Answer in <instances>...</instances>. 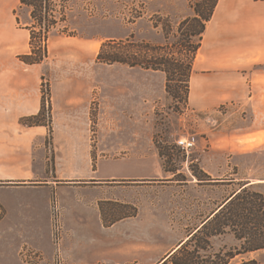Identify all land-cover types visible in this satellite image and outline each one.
<instances>
[{"label":"rangeland","instance_id":"374dc122","mask_svg":"<svg viewBox=\"0 0 264 264\" xmlns=\"http://www.w3.org/2000/svg\"><path fill=\"white\" fill-rule=\"evenodd\" d=\"M62 1L69 5L66 21L52 27L47 57L39 63L47 80L44 89H49L51 100L50 80L54 77L84 76L98 83L90 107V136L94 159L99 155L104 161L99 163L103 171L99 178L61 180L66 185L86 187L90 197L98 194V224H52V242L59 245L61 241L70 250L74 244H99L97 250H71L61 264H162L190 231L244 183L239 178L264 174V141L258 135L244 138L243 116L229 112L228 106L198 109L195 90H189L187 107L178 111L177 101L165 90L163 72L95 61L100 43L108 39L105 37L131 35L137 41L162 43L164 35L160 26H154L155 19L167 16L175 23L191 12L189 0ZM15 4L18 26H27L29 8H18V0ZM169 40H173L172 35ZM191 136L194 146L185 151L177 141ZM134 141L146 162V175L138 179L125 174L128 147ZM243 143L256 147L246 150ZM233 152L240 155L242 166L232 163ZM53 163L52 159V174ZM203 173L210 179L196 177ZM77 191L70 195L64 191V200L73 198ZM210 242L212 250L238 244L232 233L212 236ZM86 257L95 260L84 262ZM44 258V264H58V257L52 261ZM247 258L264 264V249L236 255L229 264Z\"/></svg>","mask_w":264,"mask_h":264},{"label":"crops","instance_id":"0c3cea01","mask_svg":"<svg viewBox=\"0 0 264 264\" xmlns=\"http://www.w3.org/2000/svg\"><path fill=\"white\" fill-rule=\"evenodd\" d=\"M15 1L0 0V264H25L20 257L24 246L38 249L48 261L64 259L71 250H97V241L74 244L71 250L61 241L54 244L52 224H98V194L90 197L86 187L61 180L99 178L100 173L103 176L99 163L104 161L99 155L95 160L92 154L90 107L98 91L93 78L58 76L50 80L51 134L48 126L20 123V118L40 111L43 78L42 64L19 59L29 52L30 34L25 26H18ZM191 14L192 8L182 18ZM190 89L199 94L198 109L228 106L229 112L243 116L244 138L258 135L264 141V0L218 1L193 61ZM136 142L128 147L125 173L134 179L146 175V162L141 148L135 149ZM242 147L247 150L256 145L243 143ZM239 156L233 152L230 158L242 166ZM261 174L239 180L264 194ZM72 190L78 191L64 200V191L70 195ZM83 259L87 263L95 260Z\"/></svg>","mask_w":264,"mask_h":264},{"label":"trees","instance_id":"16d2710c","mask_svg":"<svg viewBox=\"0 0 264 264\" xmlns=\"http://www.w3.org/2000/svg\"><path fill=\"white\" fill-rule=\"evenodd\" d=\"M189 1L191 15L175 23L167 16L155 19L154 26H160L164 35L162 43L137 41L131 35L123 39L108 38L100 43L95 61L163 72L166 92L177 101L176 109L183 110L188 103L193 61L219 0ZM22 6L29 8L31 20L25 27L30 39L29 52L19 55V59L26 64H39L47 57L49 33L56 22L50 13L53 0H20L18 8ZM16 20L19 23L17 16ZM170 35L173 40H169ZM42 78L41 109L35 115L20 118L22 124L49 126L51 100L49 89H44L47 80ZM52 159L53 156L50 164ZM196 177L200 181L210 179L206 173ZM224 233H232L238 244L228 249L212 250L210 238ZM260 249H264V197L250 185L242 183L165 256L162 264H229L236 255ZM237 264L258 262L247 258Z\"/></svg>","mask_w":264,"mask_h":264},{"label":"built area","instance_id":"2783aa9c","mask_svg":"<svg viewBox=\"0 0 264 264\" xmlns=\"http://www.w3.org/2000/svg\"><path fill=\"white\" fill-rule=\"evenodd\" d=\"M69 9V5L65 3L62 0H53V6L50 10L51 15H53V18L56 20L55 24H58L60 21L65 22L66 16H67V10ZM63 18V19H62ZM178 145L184 149L185 151L190 150L194 146V137H183L180 138L177 141ZM58 214V213H57ZM57 214H56V220H57ZM55 224H59L58 221H56ZM60 228L57 227L56 231H58ZM20 257L23 263L25 264H44L45 258L43 253H41L39 250L32 248L30 246H24L20 252ZM58 264L62 263V258H57Z\"/></svg>","mask_w":264,"mask_h":264},{"label":"water","instance_id":"95a60500","mask_svg":"<svg viewBox=\"0 0 264 264\" xmlns=\"http://www.w3.org/2000/svg\"><path fill=\"white\" fill-rule=\"evenodd\" d=\"M165 259H166V258H165ZM165 259H163L162 262H163Z\"/></svg>","mask_w":264,"mask_h":264}]
</instances>
